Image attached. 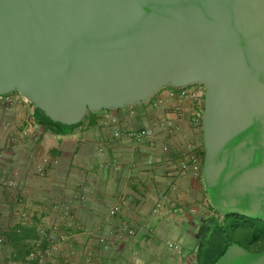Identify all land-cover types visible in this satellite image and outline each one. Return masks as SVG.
<instances>
[{
	"label": "water",
	"instance_id": "obj_1",
	"mask_svg": "<svg viewBox=\"0 0 264 264\" xmlns=\"http://www.w3.org/2000/svg\"><path fill=\"white\" fill-rule=\"evenodd\" d=\"M194 84L213 208L264 221V0H0V96L53 122ZM217 264H264V251L232 244Z\"/></svg>",
	"mask_w": 264,
	"mask_h": 264
},
{
	"label": "crops",
	"instance_id": "obj_2",
	"mask_svg": "<svg viewBox=\"0 0 264 264\" xmlns=\"http://www.w3.org/2000/svg\"><path fill=\"white\" fill-rule=\"evenodd\" d=\"M168 89L153 103L90 113L70 129L39 119L16 92L0 99L1 264L44 251L41 230L57 224L69 237L48 264H199V232L217 213L202 166L185 172L180 164L203 160V126L194 124L190 104L182 119L170 103L157 105ZM146 129L153 135L142 143L129 136Z\"/></svg>",
	"mask_w": 264,
	"mask_h": 264
},
{
	"label": "built area",
	"instance_id": "obj_3",
	"mask_svg": "<svg viewBox=\"0 0 264 264\" xmlns=\"http://www.w3.org/2000/svg\"><path fill=\"white\" fill-rule=\"evenodd\" d=\"M167 93L163 96H160L157 100L158 106H163L165 104L171 105L178 119H182L185 115L184 106L186 104H190L193 108V122L197 127L203 126V114H204V105H205V88L200 84H194L187 87L174 88L169 87ZM5 96V95H4ZM4 96H0L2 99ZM163 127H171V122H164L161 124ZM153 132L149 129L141 130L136 133L129 134L130 137L134 138L137 143H142L145 138L151 137ZM1 160V155H0ZM203 168V160L201 161L199 157L193 156L189 162H182L180 164V168L183 171L192 170L193 172H199ZM1 168V165H0ZM42 168L40 167L38 170L42 172ZM13 186V184H8ZM16 202L20 205L26 202V198L23 195H18ZM66 218L67 222L70 223L74 220V216L70 213L69 207L66 204H62L58 207ZM215 210V209H214ZM195 211V210H192ZM215 212L218 213L216 210ZM115 213L114 210L111 211L113 215ZM22 217L26 222L30 221V214L27 212L22 213ZM70 226V225H68ZM130 235H134L133 230H128ZM41 235L47 241V248L44 251H39L34 249L25 262L22 264H48V261L54 257L56 254L60 252L62 249V245L67 241L68 235L61 233V226L59 224L54 225L51 229L41 230ZM5 242V236L0 231V245ZM101 243L106 245L104 239L100 240ZM170 247H174L179 249L178 246L170 244ZM91 255V254H90ZM92 257V255H91ZM87 263H91V260H88ZM1 264V258H0Z\"/></svg>",
	"mask_w": 264,
	"mask_h": 264
},
{
	"label": "trees",
	"instance_id": "obj_4",
	"mask_svg": "<svg viewBox=\"0 0 264 264\" xmlns=\"http://www.w3.org/2000/svg\"><path fill=\"white\" fill-rule=\"evenodd\" d=\"M40 119V116L42 117L44 122L47 124L49 123L50 126L54 128H62V129H70L74 127L75 125H65L58 122L51 121L48 117L45 116L44 112L40 109H36ZM205 156V151L203 153V160ZM223 216V215H222ZM224 221H220L216 218L207 219L204 222V236L202 243L200 244V251H199V257H198V263H200V258L204 256V263L203 264H217L218 260L222 257V255L225 253L228 246L232 244H239L242 243L238 242L235 238V230L238 228L243 229L247 234L250 233V231L254 230L253 227L248 226L247 224H232L230 225L228 222L231 218L237 219V218H245L239 215H227L223 216ZM247 219V218H246ZM229 224V225H228ZM227 227L231 228V232H228L226 230ZM249 229V230H248ZM202 238V237H201ZM261 236L254 237V240L260 239ZM250 239V238H249ZM254 240L252 239L250 243H253ZM244 248H246V245H241ZM204 253V255H202Z\"/></svg>",
	"mask_w": 264,
	"mask_h": 264
},
{
	"label": "rangeland",
	"instance_id": "obj_5",
	"mask_svg": "<svg viewBox=\"0 0 264 264\" xmlns=\"http://www.w3.org/2000/svg\"><path fill=\"white\" fill-rule=\"evenodd\" d=\"M165 89V88H164ZM158 94V93H157ZM156 95H154L148 103H153ZM94 112H91L93 114ZM90 115L87 116L89 118ZM216 219L220 220L221 222L224 221V217L221 214L216 215ZM230 225L232 224H247L248 226H251L255 229V231H251L249 234H247L243 229L238 228L235 230V238L238 242L242 243L243 245L250 243L251 239L254 240V237L260 235V231H263L264 229V221L263 220H251L246 218H237L233 219L231 218L228 222ZM228 224V225H229ZM226 230L228 232H231V228L227 227ZM201 231L199 232V237H201ZM250 238V239H249ZM200 240V239H199ZM183 243V241H181ZM254 243V242H253Z\"/></svg>",
	"mask_w": 264,
	"mask_h": 264
},
{
	"label": "flooded vegetation",
	"instance_id": "obj_6",
	"mask_svg": "<svg viewBox=\"0 0 264 264\" xmlns=\"http://www.w3.org/2000/svg\"><path fill=\"white\" fill-rule=\"evenodd\" d=\"M252 220V219H251ZM249 230V229H248ZM205 230H204V226L201 228V237H200V241H199V244H201L202 243V240H203V236H204V232ZM252 231H255V229L254 230H252ZM204 232V233H203ZM251 232V231H250ZM258 236H261V238L260 239H258V240H254V243H247V244H245L246 246V249H248L249 251H251V252H253V253H261V252H263L264 251V229H263V231H260V235H258ZM252 240V239H251ZM241 245H243V244H241Z\"/></svg>",
	"mask_w": 264,
	"mask_h": 264
}]
</instances>
